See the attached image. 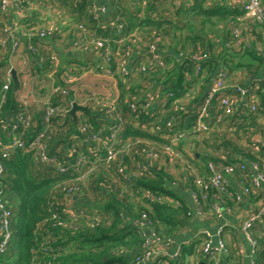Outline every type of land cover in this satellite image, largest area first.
<instances>
[{
  "label": "trees",
  "instance_id": "obj_1",
  "mask_svg": "<svg viewBox=\"0 0 264 264\" xmlns=\"http://www.w3.org/2000/svg\"><path fill=\"white\" fill-rule=\"evenodd\" d=\"M108 2L109 5L105 3L103 7L111 8L114 19L112 23H106L98 15L96 16L94 6L99 5L98 0H77L72 14L85 29L96 33L95 38L109 41L108 45L112 53L109 63L111 67L115 68L117 59L121 58L126 49H135L130 43V39L135 35L147 38L153 32H160L171 41L175 40L179 51L192 52L183 56V66L180 67L179 74L171 76L158 86V91L162 87L163 94L173 93V96H166L164 101L158 104L153 103L150 109L139 108L134 116L130 109L133 99L142 97L147 91H152L148 78L156 77L157 74L162 78L163 72L168 69L167 61L164 58L166 67L163 69H151L146 74L126 81L119 80L115 113H119L125 120L118 134L117 145L122 154L117 161L109 165H106L104 160L97 161L95 170L86 181L76 183L80 186L81 192L86 193L87 196L82 198L83 200L78 198L73 203L90 212L75 223H71V227H67L70 221L63 211L68 201L65 197L68 182L75 183L74 179L79 173L75 168L69 167L66 174L59 173L53 167L37 169L32 156L21 151H17L10 159L4 161L5 172L1 185L6 188L5 201L13 212V218L10 246L5 254H0V264H134L136 254L142 250L145 237L134 226L125 227L124 224L127 221L139 220L144 213L154 223V229L159 236L175 238L186 227L190 218L191 207L179 191L194 190L192 175L183 169L178 161L173 165L179 167L180 173L173 174L170 168L172 164L168 165L164 154L152 166L150 173L142 174L131 185L125 184L126 181L116 175V169L119 162L132 168L136 162L141 161L140 152L145 147H154L162 154L163 148L172 145L171 138L177 135L183 134L177 142L178 149L200 174L205 173L208 163L234 166L244 164L241 157L257 164L259 171L264 174V85H260L257 91L259 102L256 112L249 111L246 114L240 112V117L233 114L218 119L219 110L217 108L215 112L213 108L210 112L212 124L208 132L192 130L197 119V109L191 108L193 104L185 106L184 103L189 89L186 73L192 76L193 69L197 67L192 55L198 54L201 57L199 64L202 70L197 76L205 73L208 77L213 76L218 67L216 58L209 55L214 44L209 39V35L213 34V28L207 21L213 18L225 20L244 14L207 9L198 3L189 9L175 10L172 3L174 11L163 9L160 15L153 17L152 9L147 8L146 14L142 17L141 9H130L132 5L130 0H108ZM120 24L123 25L122 30L118 29ZM0 29V33L5 36L3 29ZM233 40L232 36L226 44ZM247 53L257 64L246 66L250 76L264 67V49L259 51L255 45L247 50ZM5 60L0 59V67L7 64ZM86 61L91 63L89 60ZM78 63L83 64L81 61ZM43 66L44 69L49 68L51 63L44 62ZM225 70L229 75L228 70ZM59 72L62 76L59 83L65 93L52 94L50 104L62 111L58 112L50 124L52 127L55 123L57 130L52 132L50 127L51 132L48 135L52 151L58 149L60 159L64 161L71 148H77V152L87 153L92 146L85 143V135L79 129V117L82 114L93 127L92 132L109 130L115 124L116 116L105 118L104 106L95 103L87 107L88 111L79 110L80 116L74 117L65 112L72 109L70 101L73 100V96L67 88L70 86L69 77L66 73ZM208 77L206 79H209ZM18 90H14L11 86L7 92L6 102L2 108L4 118L10 115L14 119L25 111L24 106L18 101ZM206 94L207 92L199 100L198 106ZM136 103L142 104L139 100ZM213 105L217 107V102L214 101ZM182 106L191 110H182ZM28 111L37 122V126L31 132L27 131V134L33 136L35 132L49 126L43 122L44 111L35 115L29 108ZM172 118L171 138H163L161 133H156L155 128L167 129L166 122ZM146 124L150 125L147 129L143 128ZM256 135H259V141L254 140ZM191 136L198 137L197 142L194 141L192 145L194 149L195 146L203 144L206 149L211 147L210 152L215 156L195 151L199 154L198 157L194 153L192 157H188L183 149L186 139ZM209 139L214 146L206 144ZM100 155L103 157L104 153L100 152ZM89 168L85 166L83 172ZM241 174L249 183L251 171L247 168ZM113 179H116V183ZM123 185L127 186V193L121 194ZM144 191L152 192L156 199L143 198ZM134 197L137 199L133 201ZM136 200L140 203L135 202ZM226 202L229 206L235 205L233 197H228ZM50 206H53L54 211L59 214V220L63 221L65 226L57 229L52 227ZM50 233L54 235L56 243L53 245V252L45 253L42 251V244ZM252 236L259 242L255 260L257 264H264V217L253 227ZM202 242V239L193 240L188 246H183L181 256L172 260L170 264H189L191 258L197 259L194 264H205L200 247Z\"/></svg>",
  "mask_w": 264,
  "mask_h": 264
},
{
  "label": "built area",
  "instance_id": "obj_2",
  "mask_svg": "<svg viewBox=\"0 0 264 264\" xmlns=\"http://www.w3.org/2000/svg\"><path fill=\"white\" fill-rule=\"evenodd\" d=\"M96 1V0H93ZM10 0H0L1 9L5 10L9 5ZM97 7L94 6V12ZM102 12H106L105 7H101ZM246 15L253 18L260 24L264 25V3L262 0H248L245 7ZM229 29L234 38L233 42L228 44V47L239 51L243 41L242 32L240 27L235 26L234 23L230 24ZM3 33L10 34V30L6 27L2 28ZM118 29L122 30L123 25H118ZM1 30V29H0ZM79 30L85 31L84 26H79ZM54 28H46L38 33L40 39H45L54 34ZM162 36L159 32H154L152 36L146 40L147 52L152 55V57L147 58L142 56L133 57V49H126L123 54L116 61L115 68L111 67L110 57L112 56L111 49L108 45V40L93 38L90 40H82L75 44L77 49L83 50L84 52L91 49L94 50L95 56L97 57V69L104 72L113 78H123L128 80L132 77L146 74L149 70L163 69L166 67L163 56L160 51V42ZM144 40L141 36L135 35L130 39V43L133 46H138ZM5 40L4 35L0 33V45L4 46ZM19 44L15 43L13 45L14 51L18 49ZM248 46V45H247ZM250 47V46H248ZM259 51H262L260 45L257 46ZM141 51V49H139ZM51 61L55 64L57 62L56 57H51ZM192 59L197 62V67L195 68L196 74L201 72L200 61L201 57L198 54L192 55ZM229 75L225 69H220L217 72L215 81L207 92L204 100L197 107V119L195 125L192 127L194 132H208L209 126L212 124V119L210 112L213 110L214 101L217 102V107L219 110L218 119L223 116H230L234 114V106L231 100V96H227L224 93L226 88ZM13 86L12 72L8 69L3 75V86L0 92V254H5L9 249L11 242V221L13 218V212L9 209L5 201L6 188L2 184V176L5 172L4 161L8 160L17 151H21L26 154H30L33 158L35 167L41 169L43 167H53L61 174H66L69 167L75 168L79 173L76 176L75 183L68 182L65 197L68 199L65 203V214L68 216L70 221L67 227H71V223H75L79 218L85 217L88 211L87 209H82L77 207L73 201L78 198H85L86 193H82L80 186L76 185L77 182H85L87 177L95 170V164L97 161L104 160L106 165L111 164L119 159L122 151L117 148L118 145V134L122 129L125 122L124 118L121 117L119 113H115V102L114 97L111 99H105L104 97H99L96 93L89 92L87 98L93 100L97 104H102L105 108V118L109 119L115 117V126L112 125L109 130L92 132L93 127L89 121L85 118L79 117V129L85 135V143L88 146L92 145L87 151L77 152V148H71L68 152L67 159L62 161L59 156V150L52 151L51 141L49 132H55L57 127L51 123L53 118L56 117L61 109H57L52 104H50V99H47V104L44 108L43 122L49 125L42 131L35 132L33 136L27 134V131H32L36 128L37 122L33 119L32 115L28 111L24 103L25 111L18 115L16 118L12 119L10 115H6L7 118L2 116V108L6 102L7 92ZM53 89V88H52ZM162 89V87H161ZM237 92L241 95H247L249 92L243 88H237ZM72 93L74 101H70L73 104H77L75 100L76 93L72 89L69 90ZM53 94L62 95L65 91H61L59 88L53 89ZM75 95V96H74ZM166 95V94H165ZM167 97H172L173 93L166 95ZM159 95L154 92H146L142 97L133 99V103L130 106L131 113L133 116L137 113L138 109H150L153 103L157 102ZM72 98V99H73ZM106 100V101H105ZM142 102V104H137V101ZM105 101V102H104ZM86 106H84L85 108ZM182 110H186L184 106L181 107ZM257 104L251 103L243 106L242 113L246 114L249 111L256 112ZM70 112V110H69ZM68 112V113H69ZM9 116V117H8ZM173 118L166 122L167 129L162 130L161 127L155 128L156 133H161L163 138L170 139V133L172 128ZM150 125L146 124L143 128H149ZM51 127V128H50ZM49 128L51 131H49ZM183 136V134L177 135L175 138H171L172 145H166L163 148L162 154L154 147H145L140 152L142 157L141 161L136 162L132 168L124 165L123 162H119V166L116 169V175L123 178L126 182L125 184L131 185L133 182L137 181L142 174H148L151 172L152 166L158 162L161 155H165L168 161V165L176 163L177 161L185 167L193 177L194 190H192L191 197L194 202V208L189 212V216H207L209 213L215 214L217 216H222L223 213H231L233 208L229 206L226 202L228 197H233L236 204L241 203L242 196L238 193H233L230 187V178L235 176H240L242 172L247 170L245 164L234 165H215L214 163H208L204 174H200L194 166H192L184 153L178 149L177 142ZM103 152V157L100 155ZM76 156V158H75ZM189 156V155H188ZM75 158V159H74ZM104 158V159H103ZM96 159V160H95ZM165 165V164H164ZM91 167L83 172L84 167ZM251 176L249 178V183L251 187L259 188L264 185V174L259 171L257 164L251 163ZM255 172V173H254ZM116 183V179H113ZM251 187H245L243 189L244 194L251 193ZM127 193V186H122V192ZM143 198L154 200L156 197L150 191H144ZM162 200V198H158ZM49 213L52 215V227L57 229L59 227L65 226L66 224L59 220V214L54 211L53 206H50ZM264 217V202L260 207L254 211L242 224L241 232L246 236L248 244L250 246V257L251 264H257L255 260L256 252L259 247V242L252 236V229L255 224ZM134 227L137 231L145 237V241L142 250L136 254L134 264H151L154 259L162 255L161 251L169 248H173L171 254L166 256L165 261H159L158 264H170L172 260L178 259L183 251V246L175 243V238H163L159 236L155 229L154 223L148 218L147 214L141 215L139 220L134 221ZM202 239L203 242L200 244L202 254L205 259V264H223V260L230 256V250L227 244L223 240H219L217 244L211 242V233L205 231L197 235L194 240ZM56 243L55 237L52 233L45 237L44 243L42 244V251L45 253L53 252V245ZM239 253H245L244 249H240ZM197 259L192 258L190 264H194Z\"/></svg>",
  "mask_w": 264,
  "mask_h": 264
},
{
  "label": "crops",
  "instance_id": "obj_3",
  "mask_svg": "<svg viewBox=\"0 0 264 264\" xmlns=\"http://www.w3.org/2000/svg\"><path fill=\"white\" fill-rule=\"evenodd\" d=\"M76 1L10 0L5 10L1 9L0 4V28L6 27L10 30V34H5L4 36V46L0 45V59H6L5 61L7 63L4 67H0V92L3 86V75L5 72L8 69H11V72L15 70L19 79L18 101L21 105L25 103L26 107L34 112V115L44 111L48 102L47 99L50 97L48 92L43 96L45 91H49L46 89V86H48L46 84L47 81L54 83L53 89L59 88L61 91L63 90V86L59 83L62 77L59 71L66 73L69 77L68 82L70 86L67 87L68 90L72 89L76 93V96L74 95L76 102L83 108L86 106V109L88 106L91 107L94 104L92 99L87 98L89 92L96 93L99 97L102 96L106 99H112L113 97L116 99L119 96V80L126 81L122 78L110 77L98 70L97 57L93 49L84 52L75 47L77 42L97 37L96 33L90 29L86 28L84 32L79 30L81 23L72 14ZM130 1L132 4L130 9H141L140 16L142 17L146 14L147 8L152 9V16L155 17L160 15L163 9L174 11L173 6H175V10L182 8L189 9L197 3L202 4L207 9L226 10L235 13L242 12L244 14L243 16H234L225 20L213 18L211 21H207L213 28V34L209 35V39L214 44L212 52L209 55L216 58L215 61L218 67L215 74L213 76L210 75V77L206 73L202 76H197L194 69L192 76L186 73V82H189V89L187 90L184 103L185 106L193 104L191 108L196 110L199 100L208 92L215 81L217 71L221 68L227 69L229 72V79L224 93L227 96H231L234 114L240 117V112H242L244 105L251 103L257 104L259 102L257 91L260 85H264V67L256 74L249 76L246 66H256L257 64L252 56L247 53V50H250L255 45H260L262 50L264 49V26L246 15L245 7L248 0ZM262 1L264 3V0ZM98 2L99 5L96 9L98 16L104 22L112 23L114 19L111 8L109 7L106 12H102L101 10L103 4L107 3L109 5L108 0H98ZM232 23L240 27L242 32L243 41L239 51L229 48L228 44H226L232 39L231 30L228 27ZM51 27L55 30L52 36L45 39L38 37L40 31ZM152 34L147 38H142L144 41L138 46H135V49H133V57L142 56L141 54H143L144 57L149 58L150 54L147 52L146 40ZM161 36L160 51L163 58L167 61L168 69L163 72L162 78H159V74L156 77L150 76L148 78V81L151 82L149 87L152 89V91L148 92H154L159 95L157 104L166 98V95L161 92L162 89L158 91L159 84L161 82L165 83L171 76L178 75L180 67L183 66V56L189 55L192 52L191 50H187V52L179 51L175 40L171 41L162 34ZM178 37L180 36L178 35ZM15 43H18L19 46L14 51L13 45ZM53 56L57 59L56 64L50 59ZM77 60L83 62V64L78 63ZM86 60L91 61V63H87ZM47 61L51 63V67L44 69L43 63ZM207 77L209 79H206ZM237 88H243L249 93L247 95H241L237 92ZM53 89L50 91L53 92ZM185 108L191 110L188 107ZM214 110L217 112L216 107ZM65 112L68 113L69 111L66 110ZM79 112V110L76 112V116L81 115ZM81 118L85 119L83 114ZM256 137L259 139L255 140ZM254 140L259 141V135H256ZM190 149L189 147H184L183 149L187 153V156L189 155L188 157H192L193 153L196 157L199 156L194 151V148L192 149L191 147ZM241 161L251 171V162L243 157H241ZM170 168L173 174L176 173L179 175V167L172 165ZM182 168L185 169L184 166ZM230 187L233 193H238L242 196L241 203H235V205L231 206L233 211L231 213L225 212L222 216L209 213L204 217L194 216L189 218L186 227L175 237V243L188 246L197 235L209 231L213 244H217L219 240H223L230 250V256H227L223 260V264H251V248L246 236L241 232V226L264 202V185H261L259 188L251 187L248 180L244 179L242 174H240V176L230 178ZM245 187H251L250 194L243 193ZM179 192L188 201L191 209H193L194 202L190 191L181 190ZM124 226H134V222L127 221ZM241 248L245 250V253H239ZM172 251L173 248L162 250V255L155 258L151 264H158L161 258H164L162 260L165 261L166 256L171 254ZM191 259L189 260V264L191 263Z\"/></svg>",
  "mask_w": 264,
  "mask_h": 264
},
{
  "label": "rangeland",
  "instance_id": "obj_4",
  "mask_svg": "<svg viewBox=\"0 0 264 264\" xmlns=\"http://www.w3.org/2000/svg\"><path fill=\"white\" fill-rule=\"evenodd\" d=\"M187 31V30H186ZM56 79H58V78H56ZM51 83H49L48 81L46 82V84H48V86H46V89H48L49 91H45V94L43 95V96H45L46 94H47V92H48V94H49V96L50 97H52V92L50 91V90H52V88H53V82L52 81H50ZM57 82V81H56ZM51 88V89H50ZM50 97H48L49 99H50ZM47 98V97H46ZM42 100V99H41ZM197 139H198V137L197 136H191V138H188V139H186V142H185V148L186 147H189V149L192 147V149H193V144H194V141H196L197 142ZM207 143H209V145L210 146H214V145H212V141H211V139H209L207 142H206V144ZM210 149H211V147H207V149H206V147H204L203 146V144H199L198 146H195V149H194V151H197L198 153H202V154H209V155H212V156H215V154L213 153V152H210ZM191 150V149H190ZM184 152H185V150H184ZM222 152V151H221ZM186 153V152H185ZM186 155H187V153H186ZM133 199V201H134V199H137V198H132ZM132 202V201H131ZM135 202H137V203H140V201L139 200H136Z\"/></svg>",
  "mask_w": 264,
  "mask_h": 264
},
{
  "label": "water",
  "instance_id": "obj_5",
  "mask_svg": "<svg viewBox=\"0 0 264 264\" xmlns=\"http://www.w3.org/2000/svg\"><path fill=\"white\" fill-rule=\"evenodd\" d=\"M149 57L151 58L152 55H149ZM12 79H13V88L14 90H17L19 88V79H18V76H17V72L15 70H12ZM78 110H83V111H88L86 108H83L77 104H73V107L72 109L70 110V114L72 116H76V112ZM259 139L258 137L255 138V140Z\"/></svg>",
  "mask_w": 264,
  "mask_h": 264
}]
</instances>
